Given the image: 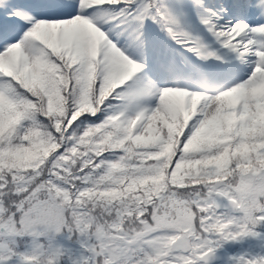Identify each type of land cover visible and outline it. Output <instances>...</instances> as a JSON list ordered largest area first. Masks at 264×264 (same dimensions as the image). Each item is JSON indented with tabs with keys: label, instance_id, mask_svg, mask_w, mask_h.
Instances as JSON below:
<instances>
[{
	"label": "snow or ice",
	"instance_id": "obj_1",
	"mask_svg": "<svg viewBox=\"0 0 264 264\" xmlns=\"http://www.w3.org/2000/svg\"><path fill=\"white\" fill-rule=\"evenodd\" d=\"M0 264H264V0H0Z\"/></svg>",
	"mask_w": 264,
	"mask_h": 264
}]
</instances>
